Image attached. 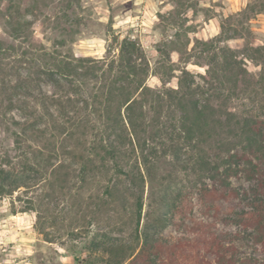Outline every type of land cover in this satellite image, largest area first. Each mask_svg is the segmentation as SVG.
I'll list each match as a JSON object with an SVG mask.
<instances>
[{
	"label": "rangeland",
	"instance_id": "374dc122",
	"mask_svg": "<svg viewBox=\"0 0 264 264\" xmlns=\"http://www.w3.org/2000/svg\"><path fill=\"white\" fill-rule=\"evenodd\" d=\"M8 9L16 12L25 25L18 40H13L5 22ZM124 39L139 44L141 56L148 63L145 83L157 91L176 87L177 77L184 69L195 83L202 84L200 76L207 69L204 63L211 56L216 54L220 61L223 55L232 60L235 57L246 71L240 73L236 82L225 78L224 83L214 81L212 86L224 98L213 97L211 102L264 124V0H0V41L14 43L16 48L34 47L38 54L43 50L69 59H109L117 55ZM203 41L210 42L208 52L202 51ZM18 70L26 71L21 67ZM100 71L96 75L100 76ZM2 74L1 97L6 96ZM98 83L87 78L85 84H66L80 92H69L67 96L60 92L58 104H51L44 96L51 95L54 88L42 81L25 98L26 109L14 108L3 116L1 112L0 152L23 153L32 160L36 154L42 165L39 170L24 173L18 165L17 171L23 175L21 186L0 195V264H82L74 256H86L93 235L130 238L135 220L132 193L137 190L125 187L121 181L119 189L126 198L111 202L106 196L109 177L122 180V176L115 174L110 161L102 164L101 153L95 148L100 123L106 118L102 109L95 112L83 107L82 99L87 97L86 93H93ZM161 96L164 100L158 101L157 106L164 105L156 112L163 115L166 97ZM23 116L35 124L27 133L29 139L13 151L11 135L5 127L14 129L12 121ZM143 136L139 134L140 142ZM157 143L152 152L149 143L142 151L148 161L141 166L144 182L140 185L139 229L170 242H185L196 234L161 224L158 217L164 211V196L172 201L178 195L181 208L192 207L186 213L187 219L212 221L196 198L200 180L208 181L206 172L193 163L206 145L187 146L169 133L162 140L157 139ZM54 153L57 157L51 158ZM81 157L85 162L88 157L94 160L86 166L84 178L78 173ZM126 161L132 165L139 163L141 152ZM231 182L238 191L251 186L243 177H232ZM246 203L245 198H238L230 204L240 209ZM214 224L220 231L244 236L237 224ZM232 244L240 257H264V250L251 237ZM92 256L96 264H106V254Z\"/></svg>",
	"mask_w": 264,
	"mask_h": 264
},
{
	"label": "trees",
	"instance_id": "16d2710c",
	"mask_svg": "<svg viewBox=\"0 0 264 264\" xmlns=\"http://www.w3.org/2000/svg\"><path fill=\"white\" fill-rule=\"evenodd\" d=\"M4 16L10 35L13 40H18L25 25L14 11L8 9ZM209 43H201L203 52L210 50ZM20 48L14 43L0 41V74L4 76L2 83L6 93V96H0V115L14 108L26 109L25 98L39 88L42 81L54 88L51 95L44 96L51 104H58L60 92L66 96L69 92H80L66 84L73 81L85 84L87 78L99 81L96 90L86 93L88 95L82 101L84 109L90 107L95 112L102 109L106 118L100 123L95 148L101 153L102 164L110 161L115 174L122 176V180L109 177L106 196L111 202L126 198L119 189L121 181L125 187L137 190L132 193L135 220L130 238H101L95 234L87 244L86 256L78 259L75 255L74 260L96 264L92 255L101 252L108 257L106 264H264V257L238 256L232 244L248 236L264 250V124L252 116H239L226 105L211 102L213 97L224 98L217 87L212 86L214 81L236 82L240 73L246 71L235 57L232 60L231 56L223 55L220 61L216 54L211 56L208 63H204L207 69L200 76L202 84L195 83L193 76L184 69L177 77L176 87L157 91L145 83L148 63L141 56L139 44L133 40L124 39L117 55L109 59L107 56L69 59L43 50L38 54L39 50L34 47ZM20 67L26 71L19 73ZM99 70L100 76L96 75ZM161 95L166 97L163 115L156 112L164 105L157 106L158 101L164 100ZM203 95L206 98L202 99ZM12 122L14 129L6 126L5 131L11 135L12 150L16 151L29 139L27 133L35 121L23 116ZM167 133L179 137L187 146L206 145L204 150H199L193 163L201 172H206L208 181L200 180L196 198L212 221L187 219L186 213L191 212L192 207L181 208L178 195L172 201L164 196V211L158 217L161 224L196 234L185 242H170L139 229L140 185L144 182L141 166H146L148 161L142 151L149 143L152 152L158 144L157 139L162 140ZM139 134H144L142 142ZM138 151L142 161H136L134 165L126 161ZM54 154L51 158L57 157ZM17 158L20 160L16 161ZM34 158L32 160L23 153L14 155L9 150L0 152V195L21 186V173L39 170L42 161L36 159V154ZM83 158L78 173L84 178L86 166L92 165L94 160L88 157L85 162ZM18 165L21 173L17 171ZM232 177H243L251 186L238 191L232 185ZM238 198L247 200L246 207H231V201ZM215 221L237 224L244 236L216 229Z\"/></svg>",
	"mask_w": 264,
	"mask_h": 264
}]
</instances>
